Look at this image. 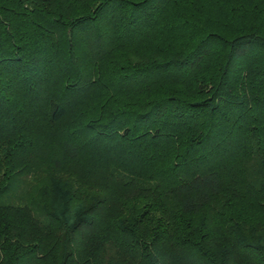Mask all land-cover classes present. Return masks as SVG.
I'll list each match as a JSON object with an SVG mask.
<instances>
[{"label":"trees","instance_id":"16d2710c","mask_svg":"<svg viewBox=\"0 0 264 264\" xmlns=\"http://www.w3.org/2000/svg\"><path fill=\"white\" fill-rule=\"evenodd\" d=\"M0 264H264V0H0Z\"/></svg>","mask_w":264,"mask_h":264}]
</instances>
